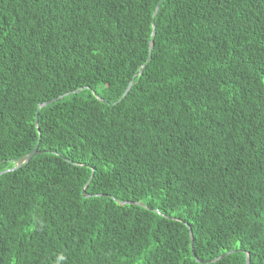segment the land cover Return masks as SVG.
<instances>
[{
	"label": "trees",
	"instance_id": "obj_1",
	"mask_svg": "<svg viewBox=\"0 0 264 264\" xmlns=\"http://www.w3.org/2000/svg\"><path fill=\"white\" fill-rule=\"evenodd\" d=\"M159 1L0 0V264H264V0Z\"/></svg>",
	"mask_w": 264,
	"mask_h": 264
},
{
	"label": "water",
	"instance_id": "obj_2",
	"mask_svg": "<svg viewBox=\"0 0 264 264\" xmlns=\"http://www.w3.org/2000/svg\"><path fill=\"white\" fill-rule=\"evenodd\" d=\"M161 1H162V0H160V1L157 3V5H156V7H155V9H154V11H153V14H152V17H153V18H154V16L156 15V13H157V11H158V9H159V7H160ZM153 37H154V25H153V22H152V32H151V39H150V42H149L148 57H147V60H146L145 64L142 66L141 70H139V74L142 73V70L145 69L146 65H147L148 62L150 61V58H151V51H152V48H153ZM131 85H132V81L129 83V85H128V87L126 88L125 92L123 93L121 99H122V98L128 93V91H129ZM83 89H84V88H81V89H78V90H75V91L68 92V93H66V94H64V95H61V96L57 97V98L51 99V100H49V101H47V102H45V103L39 104L38 107H37L36 113H35V117H34V124H35V126H37V111H38L40 108H43V107H45V106H48V105L52 104L53 102L62 99L64 96H67V95H70V94H74V93H79V92H80L81 90H83ZM92 93H93V95H94V96H95L100 102H102V100H101L100 98H98V97L94 94V92H92ZM37 147H38V142L35 144L33 150H32L29 154L25 155L24 157L19 158V159L15 162V165H14L13 168H11V169H6V170L2 171V172L0 173V175H1V174H4V173L11 172V171H14V170L18 169L19 167H21L22 165L26 164V163L29 161L30 158H33V157L38 153V152H37ZM130 204H137V203H130ZM137 205H138V204H137ZM190 242H191V241H190ZM191 251L193 252V250H192V244H191ZM192 252H191V254H192ZM227 254H229V253H225V254H223V255H220L216 260L221 259L222 257H224V256L227 255ZM246 264H248V262H246Z\"/></svg>",
	"mask_w": 264,
	"mask_h": 264
}]
</instances>
